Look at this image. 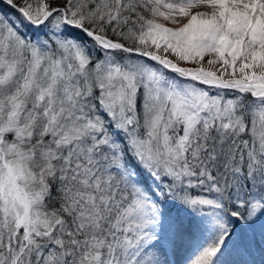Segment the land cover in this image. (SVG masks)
<instances>
[{"label": "snow or ice", "instance_id": "obj_1", "mask_svg": "<svg viewBox=\"0 0 264 264\" xmlns=\"http://www.w3.org/2000/svg\"><path fill=\"white\" fill-rule=\"evenodd\" d=\"M183 251L264 264V0H0V264Z\"/></svg>", "mask_w": 264, "mask_h": 264}, {"label": "rangeland", "instance_id": "obj_2", "mask_svg": "<svg viewBox=\"0 0 264 264\" xmlns=\"http://www.w3.org/2000/svg\"><path fill=\"white\" fill-rule=\"evenodd\" d=\"M258 228H259V225H257V230H258ZM180 255H182L184 257H182L181 260L179 261V263H176V264H186V259L185 258L187 257V255H189V252L188 251H183V252L180 253ZM172 261H174V263H175L174 259H172Z\"/></svg>", "mask_w": 264, "mask_h": 264}, {"label": "bare ground", "instance_id": "obj_3", "mask_svg": "<svg viewBox=\"0 0 264 264\" xmlns=\"http://www.w3.org/2000/svg\"><path fill=\"white\" fill-rule=\"evenodd\" d=\"M182 257H184V256L180 255L179 260H177L176 257H172V256H170V259H171V260L174 259V260H175V263H174V264H176V263H179V261L181 260Z\"/></svg>", "mask_w": 264, "mask_h": 264}]
</instances>
